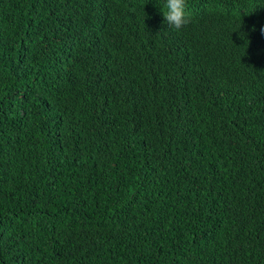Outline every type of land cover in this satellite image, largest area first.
<instances>
[{
    "label": "trees",
    "instance_id": "obj_1",
    "mask_svg": "<svg viewBox=\"0 0 264 264\" xmlns=\"http://www.w3.org/2000/svg\"><path fill=\"white\" fill-rule=\"evenodd\" d=\"M187 3L0 0V264H264V0Z\"/></svg>",
    "mask_w": 264,
    "mask_h": 264
},
{
    "label": "clouds",
    "instance_id": "obj_2",
    "mask_svg": "<svg viewBox=\"0 0 264 264\" xmlns=\"http://www.w3.org/2000/svg\"><path fill=\"white\" fill-rule=\"evenodd\" d=\"M163 17L164 22L173 29H182L190 22V13L188 11L187 0H163ZM255 30V25L250 31ZM260 31L264 34V25L261 26Z\"/></svg>",
    "mask_w": 264,
    "mask_h": 264
}]
</instances>
